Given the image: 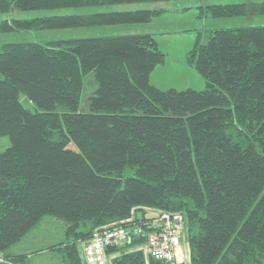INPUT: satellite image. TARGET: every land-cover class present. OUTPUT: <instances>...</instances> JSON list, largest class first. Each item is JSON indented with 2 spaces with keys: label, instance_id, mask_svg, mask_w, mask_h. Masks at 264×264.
I'll list each match as a JSON object with an SVG mask.
<instances>
[{
  "label": "trees",
  "instance_id": "trees-1",
  "mask_svg": "<svg viewBox=\"0 0 264 264\" xmlns=\"http://www.w3.org/2000/svg\"><path fill=\"white\" fill-rule=\"evenodd\" d=\"M142 1L171 0H0V12ZM190 1L183 8L195 2L201 17L264 14V0ZM165 10L10 16L0 31L144 22ZM164 60L149 31L0 42V135L11 141L0 151V250L28 264L12 248L52 214L66 236L52 246L85 264L79 241L151 206L183 211L191 264H264V23L196 41L187 61L203 89L152 83ZM128 246L112 264H165Z\"/></svg>",
  "mask_w": 264,
  "mask_h": 264
},
{
  "label": "rangeland",
  "instance_id": "rangeland-1",
  "mask_svg": "<svg viewBox=\"0 0 264 264\" xmlns=\"http://www.w3.org/2000/svg\"><path fill=\"white\" fill-rule=\"evenodd\" d=\"M230 1V0H215ZM190 0L171 1H142L124 2L113 4H101L83 7H59L15 9L9 13L0 12L3 17L17 16L30 17L35 15H47L54 13H69L93 10L128 9L137 7L163 6L167 10L153 17L150 21L125 22L117 24H105L95 26L56 27L39 30H13L0 31V42L6 40H46L68 36L103 35L126 32L149 31L158 40L159 46L165 51V60L155 65L150 73V81L161 88L175 87L183 89L192 87L203 89L206 87L205 78L198 72L195 66L187 61L188 51L195 45L198 39L205 40L209 29L234 26L250 23H264V14L249 16H199L195 2L191 7ZM177 7V8H176ZM94 75L86 76V87L83 91L81 108L86 106V95L95 87L92 85ZM33 109L34 106H31ZM7 134L0 135V151L10 145ZM147 210L146 214H150ZM145 215V212H143ZM65 236V222L52 214H45L43 219L31 228V230L17 242L12 250L16 253H25L28 264H70L64 251L52 245L61 243Z\"/></svg>",
  "mask_w": 264,
  "mask_h": 264
},
{
  "label": "built area",
  "instance_id": "built-area-1",
  "mask_svg": "<svg viewBox=\"0 0 264 264\" xmlns=\"http://www.w3.org/2000/svg\"><path fill=\"white\" fill-rule=\"evenodd\" d=\"M138 209L145 210L140 219L137 217ZM138 209L134 208L131 216L124 220L126 224L122 221L97 227L89 238L79 241L81 260L85 264H112L114 257L120 253V249L116 248L129 243L128 249L143 250L147 262L149 256H154L165 264H191L189 245L185 241L183 211L151 206ZM147 210H151L148 215ZM135 236L140 241L131 244ZM109 247L114 249L108 250ZM0 264L21 263L0 250Z\"/></svg>",
  "mask_w": 264,
  "mask_h": 264
},
{
  "label": "water",
  "instance_id": "water-1",
  "mask_svg": "<svg viewBox=\"0 0 264 264\" xmlns=\"http://www.w3.org/2000/svg\"><path fill=\"white\" fill-rule=\"evenodd\" d=\"M21 102L23 103V105L26 107L28 106L30 103H31V100L27 97V96H24L22 99H21ZM143 216V212L141 209H138L137 210V217L140 219L142 218Z\"/></svg>",
  "mask_w": 264,
  "mask_h": 264
}]
</instances>
